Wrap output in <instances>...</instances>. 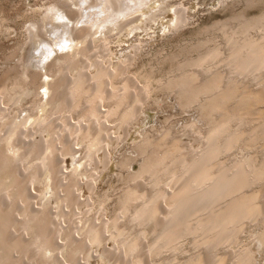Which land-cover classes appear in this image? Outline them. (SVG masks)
<instances>
[{"label": "bare ground", "instance_id": "bare-ground-1", "mask_svg": "<svg viewBox=\"0 0 264 264\" xmlns=\"http://www.w3.org/2000/svg\"><path fill=\"white\" fill-rule=\"evenodd\" d=\"M65 1H57L51 10L44 12L43 18L31 21L27 33L28 37L33 36L47 19L61 22L58 29L65 32L60 37L65 43V47L62 46L73 50L74 54L56 57L42 64V68L37 66L44 71L42 76L41 72L27 73L26 67L32 65L28 63L22 64L24 69L14 77L9 71L0 77V264H61L62 256L68 261L64 263L79 264L77 258L82 257L81 254L90 255L91 245L102 246L107 237L116 245L110 251L102 247L100 252L108 259L110 254L115 255L113 260L110 257L111 261L115 259L114 264H161L154 258L166 250L174 252L182 238L190 240L196 251L190 250L180 261L167 258L162 264H254L249 244L222 255L217 250L221 246L236 245L244 225L255 221L260 229L252 238L264 253V188L254 189L259 183L264 186V146H258L264 139V13L255 18H245L241 12L233 15L231 19L236 21H229L234 27L227 26V29L228 21L219 25L225 40L222 47L217 43L199 42V48L193 47L199 50L194 56L176 64L167 79L156 81L155 88L176 94V103L181 109L197 106L206 126L203 134L198 133L200 147L193 150L181 144L179 138L170 137L168 130L158 138H146L137 144L142 163L139 171L129 177L133 184L119 194L117 217L109 224L97 226L87 217L77 229L73 219L76 216L68 213L70 229L58 244L56 235L60 226L54 214H48L45 194L41 198L38 194L41 205L33 209L34 197L28 196V185L35 183L43 192L54 193L58 203L79 207L81 203L74 196L76 176L88 152L104 149L109 139V128L104 121L113 120L110 122H114V128L122 130L120 135L123 134L130 121L139 115L153 84L152 71L138 73L142 78L136 75L141 82L138 85L134 78L125 76V63L122 64L124 69L109 68V65L92 63L93 58L87 56L96 44L104 50L108 33L122 30L133 20L129 16L143 7L145 1L101 0L102 16L96 19L88 15L79 29L75 24L77 19L83 18L82 14L66 10ZM70 1L75 4L77 0ZM78 1L83 5L96 0ZM252 1L246 0L248 7ZM257 1L255 3L263 2ZM48 11L52 14H47ZM147 12H141L140 16L152 20L155 14ZM175 16L169 24L174 30L185 23L179 7L175 9ZM121 21L124 22L118 25ZM254 29L262 32L252 36L250 31ZM241 78L257 84L248 86ZM39 88H44L43 93ZM26 96L33 98L31 114H28L29 109L16 113L23 107L21 101ZM74 114L77 120L71 124L73 118L69 117ZM55 120L60 123L54 124ZM35 133L41 142L39 149L35 148L37 140L32 142ZM42 134L48 135L50 141H44ZM11 136L13 142L9 143ZM23 137L29 141L22 142ZM72 140L81 142L86 155L73 161L72 172L64 176L60 167L62 157L76 154ZM239 145L248 150L258 146L255 149L260 148V156L224 160L223 155ZM104 153L97 161L102 167L105 166ZM80 210L83 215L91 209L85 206ZM132 226L137 229L130 233L128 229ZM76 229L79 241L74 236ZM79 254L81 256L77 257Z\"/></svg>", "mask_w": 264, "mask_h": 264}, {"label": "rangeland", "instance_id": "rangeland-1", "mask_svg": "<svg viewBox=\"0 0 264 264\" xmlns=\"http://www.w3.org/2000/svg\"><path fill=\"white\" fill-rule=\"evenodd\" d=\"M57 1L59 0H0V77L7 71H9L10 75H13L14 77V75L17 74L19 70L24 69V66L22 64L26 66L28 63H32V65L26 67L25 70L27 73L30 72V74H34L35 72H41L40 74L42 76L44 71L39 70V68L43 67L42 64H48L52 62L54 58L60 57L63 54H74L73 50L69 51L68 49H65V43L60 40L61 35H65V32L63 30L58 29V26H61V22L57 23V21L47 19L44 23L42 22L44 27L41 30L38 29L37 32L34 33L33 36H31L32 38L28 37L27 30L31 28V21H33L34 19L40 20L41 18H43V16H45L44 12H46L47 10H51ZM142 1H145V3H142L144 4V6L135 11L136 13L134 12V14L132 13L129 16V19L133 20L122 27V30L115 29L108 33L107 39L105 41V43L108 44H105L106 46L104 48V50L106 49L107 51L106 55L103 54L104 52L106 53V51H104L102 47H99L98 44H96L97 49L96 47H94L92 51L87 54L88 59L93 58L94 61L92 59L90 60L92 63L97 62L101 63L102 65H109V68L119 67L124 69L122 67V64L124 65L125 63V76H127V78H134L138 85L141 84V82H138L139 78L142 79L140 75L144 72L152 71V73L150 72V81L151 83H153L151 84V91L148 94L146 102H144V105L141 106L140 112H138L139 115H136L137 119L134 118L133 120H131L124 130V133L121 135L120 133H122V130L120 131L114 128V122H110L113 120L110 119L108 121L107 119L108 123L110 124H107V121H104V124L109 129L111 128V130L108 129L109 139H107V142L104 143V149L96 151V153L88 152L86 155L84 146L81 144V142L72 140V149H74V151L76 150V154L64 155L66 156V159L64 156L62 157L63 161L61 160L62 163L60 162V167L62 166L61 172L64 176H66L72 172L71 167L74 165V162L83 159L85 155L87 157L86 159H84V164L81 166L79 175L76 176L77 189H75L76 191L74 190V196L77 198L79 203H81L79 207L77 205L76 207L71 206L70 204L68 206L66 205L68 204L67 202H64V205L63 202L58 203L56 196L53 195L54 193L50 191L43 192L41 190V187L35 183H32L31 186L28 185V196L34 197L33 201H31L33 204V209H37V207H40V198L43 193L45 194L48 214L49 212L51 214H54V218L56 219V221H58L59 224L58 227L60 226L59 230L61 232L58 231L59 235H56L58 238L55 236L57 238L56 240L58 244L62 243L63 234L70 229V223L68 221L70 216L68 215V213L70 215L73 214V217L76 216L73 219L76 220L75 224L77 225L75 226L77 229L83 226V223H85L84 221L87 217L92 219L91 221L93 226H97L103 223L109 224L113 219L117 217L119 209V205H117L118 198L120 196L119 194L122 193L126 186L133 184L130 182L129 177H132V174L139 171V167L142 163V156H139L136 151L137 144L142 143L146 138H158L168 130L169 133L171 132V134H169L171 135L170 137L175 136L179 138L181 144L189 146L193 150H197L200 147L201 141L198 140V133L200 131L203 134L205 132L206 126L204 123L205 121H203V118L199 114L200 112L197 109V106L191 105V108L187 107L186 109H181V107L178 106V103H176L177 100L175 93L167 90L160 91V89L155 88V85L159 80H165L168 78V76L170 77L172 69L175 68L176 64L187 59L190 55L194 56L199 51L195 49L201 46L200 44L199 46L197 45L199 42L205 43V41H207L208 43H205L207 45L217 43L218 45H220V47H222V42L225 43V40L222 34L223 29H221L219 25L228 21L227 23L230 24H227L226 27L232 26V23L235 20L231 19L233 15L239 14L241 12L243 13V16L245 18H255L264 13V0L263 2L260 1V4L255 3L256 0H253V4L251 3L253 7H251V4H249L250 6L248 7V4H246V0ZM257 2H259V0ZM86 3L87 4L82 5V3H80L78 0L75 1V4H72L70 0L65 1L64 6L66 7V10H71L75 13L80 12L82 14L83 20H76L78 21L75 24V27H77L76 29H79L83 25L82 21H84V19H86L88 15H91L92 18L96 19L102 16L100 14V4L102 3L101 0H96L93 3L87 1ZM86 7L88 9L84 10V8ZM178 7L182 10L185 23H182L184 25H181L182 28L178 27L177 29L175 28L176 30H174L169 28V24L172 23L171 20L175 19V9H178ZM147 11H152L150 12V15L155 14V17H157L156 15H158V18H156V20L155 17L152 20H145V18H143V16H140V14L141 12L146 13ZM47 14L51 15L52 13L48 11ZM147 14H149V12H147ZM140 19L142 23H140ZM229 20H232V23ZM122 22L124 21L119 22L118 25L122 24ZM236 23L237 22H234L235 25ZM132 24H134L135 28H133L134 26ZM215 27H218V30ZM226 27L224 29H226ZM232 27H234V25ZM228 28L229 27H227V29ZM254 30L255 31L253 32L250 31V34L252 36H257L262 32L258 29ZM121 31H123L122 33H124L125 35L119 33ZM33 37H36V39H34ZM108 38L110 40H108ZM193 47H195V49ZM201 49L202 47L200 48V50ZM135 50H137V52ZM101 53L103 56L101 55ZM170 57H174L175 60L172 61ZM84 59L85 58H83V60ZM44 60H46L47 62H45ZM128 61L129 65L127 63ZM138 73L140 75H138ZM243 78H241V80L248 86L257 84L254 81H245L247 79L243 80ZM42 80H44V78H42ZM153 88L154 90H158L152 91ZM43 91L44 88H39V92L43 93ZM32 100L33 98L31 96L24 97L21 101V104L23 103V107L21 106L22 108H18L16 110V113L22 114V109H25L26 111L29 109L28 114H31V108H33L31 103ZM18 110L20 111L18 112ZM74 115L72 117H69L73 118L70 119L71 121L68 118L71 124H73V122L77 120L76 115ZM56 121L57 120H55L54 124H56ZM59 123L60 121H57V124ZM191 124L193 125L192 129L190 128L192 127ZM37 133L34 134L35 138L32 142L37 140L36 138L39 136L37 135ZM42 136H44V141H50V137L48 138V135L42 134ZM12 139L13 137L11 136L8 139V142L12 143ZM23 139L24 140L22 142L24 143L29 141L27 140L29 139L27 137H23ZM36 142H38L39 144ZM36 142L35 148L39 149L41 142L40 140H37ZM263 144L264 139L259 143L258 146H260L261 148L262 146H264ZM242 147L244 146L239 145L238 147L232 149V151L228 154L223 155L224 160L228 161L230 160V158H249L251 156H260V148H257L256 150V147H253L251 149L249 148L248 150L245 147L242 149ZM102 152H105L104 167H102L101 162L97 163V161H99L101 158ZM89 154H91V156H89ZM88 156L92 158H89ZM89 176H91V178ZM142 181L146 182L145 179H143ZM261 185L262 184L259 183L254 185L255 187H253L255 190H260L261 188H264V186ZM146 186L148 187L149 185L146 184ZM85 206H87V208L91 210L87 211V215H82L80 208H85ZM61 213L63 215L65 214V216H60L59 214ZM123 221L124 220H121V223H123ZM77 229L74 233V236H76V240L79 241V233ZM136 229L137 226H132L131 230L128 229V231H131L130 233H132L133 230L136 231ZM258 229H260V225L258 223L256 224L255 221H248L246 223V226L244 225V229L242 233H240V236L238 238L239 240L236 241V245L234 244V246L232 244V247L230 245H225L226 248L221 246V248H219L217 252L219 251L218 253L222 255L229 253V250L234 251L241 245L249 244L254 253V264H264V253L252 238V235H254L258 231ZM105 233V235L108 236V232ZM184 239L185 238L180 239L177 243V245L179 244L180 246H177V248L179 247L180 249L176 248L174 252L173 250L163 251L165 254H163L162 252V256L160 255L159 257L158 255L156 256L157 258L155 257L154 259H156L161 264L164 263L165 260L167 261V258H170L173 261H180L188 255L190 250L191 252L196 251V248L192 246L190 240ZM103 242L104 243H102V246L98 245L100 248L98 246L91 245L89 251L91 252L90 255L81 254L82 257L77 258L79 264H114L115 259L114 261L111 260L115 258V255L112 256L110 254V257L112 256V259L110 260V257L108 259V257L102 255L100 250L102 247H104L107 251H110V249L112 250L116 244L112 239H109V237H107L106 241L104 239ZM192 247H194V250ZM178 250L180 251L177 252ZM98 252L101 255H99ZM81 255L79 254L77 257ZM86 259H88L87 261L90 260L93 263L90 261L89 263H87V261H85ZM61 260V264H67L64 263V261L68 262L65 256H62Z\"/></svg>", "mask_w": 264, "mask_h": 264}]
</instances>
